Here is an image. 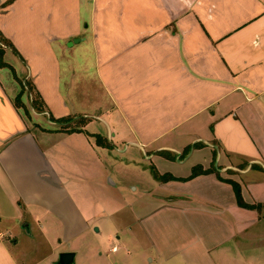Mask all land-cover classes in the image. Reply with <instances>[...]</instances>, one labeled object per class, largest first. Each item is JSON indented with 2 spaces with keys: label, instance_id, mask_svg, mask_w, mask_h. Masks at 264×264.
<instances>
[{
  "label": "crops",
  "instance_id": "crops-1",
  "mask_svg": "<svg viewBox=\"0 0 264 264\" xmlns=\"http://www.w3.org/2000/svg\"><path fill=\"white\" fill-rule=\"evenodd\" d=\"M0 35L46 106L35 128L15 105L17 69L5 61L10 79L0 65V228L12 218L32 229L45 213L76 258L98 228L123 249L154 252L153 264H217L260 223L264 207H239L224 180L264 204V0H0ZM86 52L108 107L75 100L90 81L75 69ZM128 154L140 180L115 175ZM196 168L209 173L190 179ZM135 192L146 201L121 208ZM4 239L0 264H23Z\"/></svg>",
  "mask_w": 264,
  "mask_h": 264
},
{
  "label": "rangeland",
  "instance_id": "rangeland-1",
  "mask_svg": "<svg viewBox=\"0 0 264 264\" xmlns=\"http://www.w3.org/2000/svg\"><path fill=\"white\" fill-rule=\"evenodd\" d=\"M2 42V43H1ZM0 44L4 45L5 48H8L12 51L8 41L3 38L0 35ZM0 45V49L4 48ZM15 48V47H14ZM87 49V48H85ZM76 53L74 54V58L76 57ZM1 59V57H0ZM2 61L8 62L10 65L15 67L17 69V77L21 80L18 82L19 89H25V96L27 99L29 98V101H23V110L27 116V120L36 128V121L41 124L46 125V118L45 117H37V114H40L32 109V99L33 97L29 94V92L26 89L25 83H29L33 86L34 90L37 92L36 87L31 79H27L25 77V80H22L24 76L27 75V68H25V75L20 74L18 71V67L22 69V65L19 64L18 59L14 54L11 52H8L6 57L2 55ZM23 60V59H22ZM24 61V60H23ZM63 61V68L64 71L66 69V59H62ZM79 64L75 66V69L84 71L83 76L86 74H89L90 81L85 82L82 80V86L75 92L77 94H81V96H75L76 101H89L91 104H96L94 101L99 98L100 100L103 99L102 102H105L107 104L106 107L109 106V101L105 99V96H101L102 92L99 88L98 84L96 83L95 79L93 78L92 69H93V60L90 57L89 53L86 52L83 58L78 59ZM6 64V63H5ZM5 74L10 77V79L13 78V71L12 70H4ZM86 73V74H85ZM22 75V76H21ZM81 76V75H80ZM23 84V85H22ZM89 93V94H88ZM39 94V93H38ZM63 94H65V97L69 101H74V99L71 100V97L69 96L70 93L67 91L66 86L63 87ZM84 94H87V97L84 96ZM40 95V94H39ZM89 100L87 98L89 97ZM86 98V100H84ZM42 99V98H41ZM23 100V98H22ZM43 101V99H42ZM98 103V102H97ZM43 109L46 110L45 103L42 104ZM85 105H83L84 107ZM94 107L92 106V109ZM91 109V110H92ZM74 119V118H70ZM78 123V122H77ZM77 123H71L70 129L76 130L83 126L82 124ZM89 129V127H87ZM132 154H128L126 156H121V163H117L115 171V175H119L123 179H135L138 178V180L141 179L140 170H135V168L130 167L127 165V156H131ZM216 167V166H215ZM217 168V167H216ZM170 170V169H167ZM182 170L176 169L175 172H181ZM182 174V173H181ZM126 180V181H127ZM171 182V181H168ZM133 190V189H131ZM136 195V196H135ZM158 196V195H156ZM141 194L140 192H135L134 194L129 197V199H126L127 202H122L121 208H125L127 205L135 208L139 206L142 202L144 203L146 200H141ZM172 198L166 197L165 200H169ZM2 200V197L0 195V201ZM156 204V203H155ZM2 209L9 210L7 206L3 205ZM41 214V213H39ZM44 214V215H43ZM41 215V224L39 226H32V229L30 231H27L24 228L25 224H30L25 221V219L17 220L16 222H13L14 220L10 218V222L7 221V219L3 220V225L0 228V232H2L5 236V242L8 243L9 247L13 251V254L17 256L19 259H22L23 264H56L59 255L60 250L68 249V252H75L77 245L76 243H64L63 237H62V228L59 222H57L54 218H52L49 215H46L43 213ZM22 221V222H21ZM20 222V223H19ZM31 225V224H30ZM191 237H194L190 235ZM90 247H84L83 249L80 248V252L82 255L77 256L76 258V264H153L150 260L156 259V255L154 252H149V259L144 255L145 253L139 252L138 249L134 248L133 246L125 247V249L121 248L123 247L122 243L117 239V237L114 236L113 239L108 240L105 236H100L98 232L94 230V234L91 236L90 239L87 240ZM99 245V246H97ZM72 246V247H71ZM117 246V248H121L119 254H113L111 249ZM231 248L227 250L224 257L220 259V261L217 264H264V217L261 218V221L259 224L252 225L246 233H244L242 236L240 235L236 240H234L233 244H230ZM97 247H101L100 249ZM86 249L88 251L86 252ZM99 249V250H98ZM151 258V259H150ZM215 261L217 257L214 256ZM157 261V260H156ZM216 261V262H217ZM154 264H157L155 262ZM165 264H185L183 262H178L177 260H172L170 262H166Z\"/></svg>",
  "mask_w": 264,
  "mask_h": 264
},
{
  "label": "trees",
  "instance_id": "trees-1",
  "mask_svg": "<svg viewBox=\"0 0 264 264\" xmlns=\"http://www.w3.org/2000/svg\"><path fill=\"white\" fill-rule=\"evenodd\" d=\"M8 43H9L12 51L16 55H18L20 57V55L18 54L17 50L14 48L13 44L11 42H8ZM2 55H4V52L1 50L0 51V57H1V59H2ZM1 59H0V65L2 67H8V68H10L14 72V70L12 69V67L9 66V65H7V64H5ZM14 74H15V72H14ZM15 77H16V74H15ZM25 85H26V89L29 92V94L33 97V99H32V109L34 111L38 112V113H44V112H46V110L43 109V105L42 104H44V102L42 101L41 96L38 93H36V91L34 90V88H33L32 85H30L27 82L25 83ZM24 94H25V89L23 87L22 92L19 94V96L17 97V99L15 101V105L19 109H23V104L24 103H23L22 97H23ZM50 120L51 121H54V122H57L60 125H63V128L62 129H65V130H68V131H74V130H71L70 129L71 128L70 125H71V123H73V119L64 118V119L56 120V119H54L51 116L50 117ZM80 122H82V121H79V123ZM97 144L99 146H103L104 145L103 139L101 137H97ZM153 173H154L155 178L158 179V180H160V181H162V182H168V181L176 180L175 178H173V177H171L169 175L161 176L155 170L153 171ZM208 173H209V171L200 170V169L196 168V169H194L193 174L190 177V179L195 178V177H197L199 175L208 174ZM218 177L221 179L220 176H218ZM224 181L232 185V187L234 189V192H235V195H236V198H237V202H238L239 207L244 208V209H248V210H257V211H260L264 207V204H258V205L254 204V205H250V204L246 203L245 200H244V198H243L241 185L238 184L237 182H233V181H230V180H224Z\"/></svg>",
  "mask_w": 264,
  "mask_h": 264
},
{
  "label": "water",
  "instance_id": "water-1",
  "mask_svg": "<svg viewBox=\"0 0 264 264\" xmlns=\"http://www.w3.org/2000/svg\"><path fill=\"white\" fill-rule=\"evenodd\" d=\"M73 45H74V42L69 43V47H72ZM24 228L27 231H30L29 224H25ZM95 231L99 232V229L95 228ZM75 263H76V254L73 252H65L59 255V258L56 264H75Z\"/></svg>",
  "mask_w": 264,
  "mask_h": 264
},
{
  "label": "built area",
  "instance_id": "built-area-1",
  "mask_svg": "<svg viewBox=\"0 0 264 264\" xmlns=\"http://www.w3.org/2000/svg\"><path fill=\"white\" fill-rule=\"evenodd\" d=\"M117 250H118V249H117L116 247H114L112 251H113V252H117Z\"/></svg>",
  "mask_w": 264,
  "mask_h": 264
}]
</instances>
